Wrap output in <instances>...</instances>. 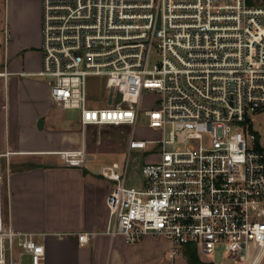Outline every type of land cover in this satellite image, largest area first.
<instances>
[{"label": "built area", "instance_id": "2783aa9c", "mask_svg": "<svg viewBox=\"0 0 264 264\" xmlns=\"http://www.w3.org/2000/svg\"><path fill=\"white\" fill-rule=\"evenodd\" d=\"M41 52L37 75L47 80L54 104L79 111L81 126L141 120L162 133L128 140V152L156 157L143 162L137 184H127L128 155L101 169L113 182L105 199L110 236L127 243L163 236L171 243L170 258L190 244L202 254L222 249L232 264L259 263L264 5L42 0ZM90 76L100 79L103 105L89 102ZM144 91L153 93L148 107ZM88 237L78 234V241ZM15 247L29 264H45L44 246L32 233L0 228V264H17Z\"/></svg>", "mask_w": 264, "mask_h": 264}, {"label": "crops", "instance_id": "0c3cea01", "mask_svg": "<svg viewBox=\"0 0 264 264\" xmlns=\"http://www.w3.org/2000/svg\"><path fill=\"white\" fill-rule=\"evenodd\" d=\"M3 8L0 228L32 233L44 246L45 264H187L180 253L169 257L171 243L163 236L148 234L127 243L106 232L105 199L113 182L100 171L124 158L96 162L94 150L85 149L83 133L60 126L59 106L51 100L47 80L37 75L41 0H3ZM82 233L89 234L85 243L78 241ZM13 257L17 264H29L17 247Z\"/></svg>", "mask_w": 264, "mask_h": 264}, {"label": "rangeland", "instance_id": "374dc122", "mask_svg": "<svg viewBox=\"0 0 264 264\" xmlns=\"http://www.w3.org/2000/svg\"><path fill=\"white\" fill-rule=\"evenodd\" d=\"M253 5H264V0H257V2ZM3 17V0H0V60L3 43ZM87 82L89 102L96 105L102 104L103 98L105 96V91L104 88L100 85V79L95 76H90L87 78ZM144 95L143 105L148 107L151 105V102L153 100V93L150 91H144ZM55 112L60 126H62V128H65V131H78L81 134L83 133L85 149L87 152H91L94 150L92 155L95 156L96 162L117 163L125 158L126 155H128V185H134L139 182V179L141 177V166L144 161H152L156 158L153 155L146 157V153H144L141 149H132L130 152H128L127 150L128 140L130 139L132 134H134L136 138L141 139H155L161 137L162 135L159 130L147 127L144 123H142L143 121L141 122V120H138L135 126L89 125L85 126V128H81L82 126L80 127L79 124V111L77 109H61L60 107H56ZM258 119L264 121V115L259 116ZM1 167L6 168L4 164H2ZM182 248L183 247H181V250L179 248V251L180 254L184 256ZM196 252L202 262H212L214 264H232L231 261L226 258L222 249H217L211 254H202L199 250H196ZM258 264H264V256L261 258Z\"/></svg>", "mask_w": 264, "mask_h": 264}, {"label": "trees", "instance_id": "16d2710c", "mask_svg": "<svg viewBox=\"0 0 264 264\" xmlns=\"http://www.w3.org/2000/svg\"><path fill=\"white\" fill-rule=\"evenodd\" d=\"M256 2H257V0H247V3L249 5H253ZM182 249H183V255L186 259L187 264H214L212 262H210V263L202 262L199 259V256L196 252L195 247L190 245V244L185 245Z\"/></svg>", "mask_w": 264, "mask_h": 264}, {"label": "water", "instance_id": "95a60500", "mask_svg": "<svg viewBox=\"0 0 264 264\" xmlns=\"http://www.w3.org/2000/svg\"><path fill=\"white\" fill-rule=\"evenodd\" d=\"M111 101V96H109V98H108V102H110ZM42 125H43V119H39L38 120V122H37V127L39 128V129H41L42 128Z\"/></svg>", "mask_w": 264, "mask_h": 264}]
</instances>
